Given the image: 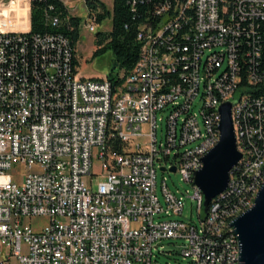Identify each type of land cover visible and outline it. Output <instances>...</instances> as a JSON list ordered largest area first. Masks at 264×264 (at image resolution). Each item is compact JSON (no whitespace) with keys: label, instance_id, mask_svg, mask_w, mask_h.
Returning <instances> with one entry per match:
<instances>
[{"label":"built area","instance_id":"built-area-1","mask_svg":"<svg viewBox=\"0 0 264 264\" xmlns=\"http://www.w3.org/2000/svg\"><path fill=\"white\" fill-rule=\"evenodd\" d=\"M30 1L0 0V264H152L164 240L180 241L188 264H239L231 223L264 183V0H165L115 82L74 69L62 35L22 29L18 9L29 15ZM231 100L242 158L204 215L192 176ZM93 150L104 176L94 189ZM162 167L191 186L198 225L164 219L182 215L185 197L164 180L158 197Z\"/></svg>","mask_w":264,"mask_h":264},{"label":"trees","instance_id":"trees-1","mask_svg":"<svg viewBox=\"0 0 264 264\" xmlns=\"http://www.w3.org/2000/svg\"><path fill=\"white\" fill-rule=\"evenodd\" d=\"M164 1L112 0L111 10H108L105 3L99 0L84 1L88 16L94 19L95 23H101L106 18H111V29L108 32H99L95 35L96 49L91 56L92 61L108 51L112 53L113 59L106 75L108 80L115 82L118 74L122 73L126 76L132 71L141 50V44L137 40L139 27L143 24L155 26L159 22L156 11ZM29 12L30 16L27 6L26 28L30 26L32 36L62 35L69 41L71 48L76 49L79 41L80 19L71 16L67 6L62 1L31 0ZM54 17L59 18L60 23L58 25H53L52 18ZM72 66L74 69H79L77 59L73 60ZM109 144L114 151H121L123 148V145L115 139H111Z\"/></svg>","mask_w":264,"mask_h":264},{"label":"rangeland","instance_id":"rangeland-1","mask_svg":"<svg viewBox=\"0 0 264 264\" xmlns=\"http://www.w3.org/2000/svg\"><path fill=\"white\" fill-rule=\"evenodd\" d=\"M65 5L69 10L71 16L78 17L79 22V41L76 45V57L79 63V72L84 77H102L106 76L110 70L112 62V53L110 51L104 53L102 56L95 58L91 61L93 51L96 49L94 44V37L99 32H108L111 29V18H106L101 23H92V19L88 16V10L84 5L83 0H66ZM105 3V1H104ZM106 6L108 10H111L112 0H107ZM18 17L20 18L21 28H26V10L25 5H20L18 9ZM94 25V30H89V25ZM199 103L195 106V112L198 113ZM158 114L157 116V130L156 136L158 143L164 142L165 140V114ZM199 123L202 126L201 118L199 117ZM92 172L95 174L93 177V189L97 183L104 180L100 161L96 157V151H92ZM165 181L169 190L176 196H182L184 198V208L181 216L165 217L164 219H178L186 222H192L196 225L199 224L196 213V202L191 200L187 196L193 195L191 186L185 183L181 176L176 172H161L156 171V183H157V195L160 199V186ZM188 191V195L186 194ZM46 219H38L32 223V226H43ZM181 242L174 240H164L157 247V250L153 252L152 264H188V261L181 256ZM158 250L163 251V254L159 253Z\"/></svg>","mask_w":264,"mask_h":264},{"label":"water","instance_id":"water-1","mask_svg":"<svg viewBox=\"0 0 264 264\" xmlns=\"http://www.w3.org/2000/svg\"><path fill=\"white\" fill-rule=\"evenodd\" d=\"M235 100L217 108L220 120L219 141L202 158V167L192 176V183L202 194V212L207 214L211 201L222 193L228 184L230 171L238 164L242 154L237 150L232 121ZM165 172V168L159 169ZM176 173L174 167L168 169ZM239 244V264H264V183L253 206L236 217L232 223Z\"/></svg>","mask_w":264,"mask_h":264},{"label":"crops","instance_id":"crops-1","mask_svg":"<svg viewBox=\"0 0 264 264\" xmlns=\"http://www.w3.org/2000/svg\"><path fill=\"white\" fill-rule=\"evenodd\" d=\"M26 8H27V4H25V10H26ZM29 16H30V12H29ZM30 24V23H29Z\"/></svg>","mask_w":264,"mask_h":264}]
</instances>
